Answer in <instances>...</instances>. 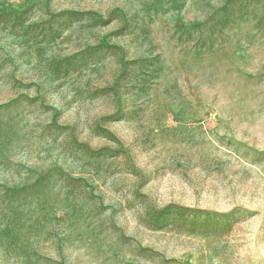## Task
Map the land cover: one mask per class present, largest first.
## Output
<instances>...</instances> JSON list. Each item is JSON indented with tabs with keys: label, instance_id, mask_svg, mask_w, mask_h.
I'll list each match as a JSON object with an SVG mask.
<instances>
[{
	"label": "rangeland",
	"instance_id": "rangeland-1",
	"mask_svg": "<svg viewBox=\"0 0 264 264\" xmlns=\"http://www.w3.org/2000/svg\"><path fill=\"white\" fill-rule=\"evenodd\" d=\"M0 264H264V0H0Z\"/></svg>",
	"mask_w": 264,
	"mask_h": 264
}]
</instances>
